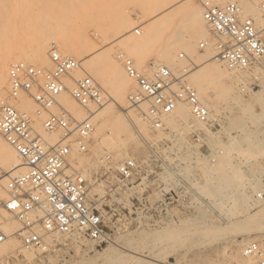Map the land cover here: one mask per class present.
Segmentation results:
<instances>
[{
  "label": "rangeland",
  "instance_id": "rangeland-1",
  "mask_svg": "<svg viewBox=\"0 0 264 264\" xmlns=\"http://www.w3.org/2000/svg\"><path fill=\"white\" fill-rule=\"evenodd\" d=\"M41 1L42 0H13V1L11 0L8 3H0V14H1L0 20H2L3 22L0 24V29H1L0 31L1 32L4 31L2 34L0 33V35L4 37V39L3 38H1L2 40L0 39L1 40L0 41V46H1L0 47L1 48L0 49L1 50L0 59L5 60L7 62L6 64L7 68L5 70L6 74L4 73V77L7 76V70L9 69L10 65L16 62L23 61L27 64H31V65H35L39 67H44V68L51 67V64L48 58V52L51 48V45L54 43L49 44L50 40H49V37L46 31H43L41 33V36H42L41 45L43 48L45 47L44 50L46 53V60L44 62H39V60L35 57L33 53L32 49L35 47L34 44L37 43L36 45H39L40 43V42L38 43V41L36 43L34 42L33 34L31 32V30L35 28L33 21L36 20L38 22L37 26L39 27L36 26L37 28L43 27L46 30L45 28L46 27L45 25L46 16L44 18V13L41 14V12H43L44 10L40 8V5L44 6L45 3L54 4V6H56L59 11H67L68 8L65 10L60 5L62 4L63 0H57L58 2L55 0H47V1L43 0L42 4L40 3ZM65 1L67 2L68 0H65ZM79 1L81 0H77L76 2L80 3ZM91 1H92V4H88V3H91L88 1H87L88 3L81 1L80 8L79 7L78 8L82 10L79 11V9H77V12L83 13V16L77 17L76 20L78 22L75 20V22L71 26V27L74 26L73 28L82 30V32L84 31V33L89 34L88 37H90L93 40L91 43V46L96 47L94 52L93 51L84 52L83 58L90 59L91 57H93V55L91 54H95V52H101V51L108 50V55L110 56L109 60L112 59L110 61H115L116 63L118 62L123 72L124 70L121 65V62L116 57V55L120 52H123L126 55L131 56L134 62L137 63L136 64L137 67L142 71L146 70L148 63L151 60H153L155 63H159L163 65L166 64L163 60H161L159 53L165 47V43L168 40L171 41V39L173 38L171 31L172 30L174 31L175 28L180 29V27H182V23H181L182 14H180V12H176L177 14L176 13L173 14L172 17H174L175 15V18H173L175 21L173 19H170V21H167L166 26L168 28L166 26L162 27L163 24L160 26L161 28H164V29H161L159 31L160 33L158 32V34L156 35L155 41H153V44L149 42L147 43V46L146 44H144V46L140 47V50H142V52H145L144 57L140 61L141 62L140 63V62H136L135 56L130 55L131 53H130L129 46H132L133 44L137 43L136 39L144 35V29H146V26L151 21L150 18L145 19V18L140 17L141 13L139 9L134 5V4H141L142 2L139 0H131V1L123 0V2H121L122 0H118V1L112 0V3H114V6H113L109 0L108 2L106 0L104 1L95 0L94 2L96 4L93 3V0ZM124 1L126 2L125 5H124ZM180 1L182 0H177L175 3H180ZM211 1L218 5H223L227 1L240 2L239 0H211ZM263 1L264 0H252V1L250 0V2L253 3L254 5L255 10L257 12L259 11V14L257 13L259 16L256 14V17L257 19L263 21L262 26L264 25V15L262 14L259 8L257 9V7H259L260 3ZM161 2L157 3L155 6L158 7L159 6L158 4H161ZM9 3H10V7H8ZM107 3H109L107 7L106 5L103 6L104 4H107ZM185 3L187 5L191 4L190 6L199 8L201 12V17H202V8L200 6L199 0H186ZM81 5H82V8H81ZM96 5L99 7H97ZM34 7L36 8L34 9ZM110 7H113V8L115 7L114 10L116 12L120 10V13H122V10H124V12L122 13L124 14V18L127 17V14H128L130 19H132L133 24L135 25L133 26V24L131 23L132 21H130L131 24L129 25H127L126 23L124 26L123 25L118 26L117 24L119 28L116 27V23L114 25V22H113L114 16L113 18H111L112 16H109V14L114 13L115 11H111L112 9ZM116 7H117V10H116ZM29 8H31V10ZM147 9H145L146 11L143 10V12L144 11L147 12L151 10V9H148V10ZM23 11L25 12L23 13ZM99 11H100V14H99ZM103 11L104 12L107 11V13H104ZM90 12L91 13L97 12L98 14L94 13L95 16L94 14L89 15ZM242 14L244 16H249L248 14L244 12ZM91 15L93 17L90 19L89 17ZM107 16H109V19ZM136 16L137 17L139 16L138 18L139 19L142 18L143 20L141 19L140 21ZM36 17H38V19ZM40 17H41V20L39 21ZM122 17L123 16H121V18ZM9 19L11 20L9 21ZM257 19H256V22L259 21ZM136 20L138 22H134ZM81 21H83L84 23H81ZM7 22L10 23L11 27L9 26ZM40 22L43 24L42 26ZM107 22L109 23L107 24ZM254 22H255V19H254ZM31 24L33 25V27ZM107 25L110 28H108ZM203 25H204V28H203L204 33L202 36L197 37L196 39L192 41V46L193 45L194 46L192 47L190 51H187L182 46H178L177 48H174L173 50L174 62H172L171 66H172V69L175 71V73H178V71L182 68V66L183 67L190 66L191 71H194V69H196L197 67H199V65H201L200 63L203 60V56H210L211 59H209V62L212 61L211 63L222 64V62L215 60L214 57L212 56L216 52V41L212 37V35L209 33V30L206 24L203 23ZM6 26H8V29L6 28ZM104 27H105V30H104ZM123 27H125V29H123ZM135 27L141 30L139 34H135L133 32V29ZM114 28H115V33L113 32ZM259 28H261V26H259ZM111 31L112 33H114L113 35ZM76 33H73L74 35L70 34V35H73L71 37L72 38H74V36L77 37ZM260 33L262 37L264 38V27L260 30ZM112 36H115V37H112ZM17 37L20 40H18ZM122 38L123 40H121ZM16 39L18 40L19 43L17 42ZM199 42H204L205 43L204 46L199 47ZM119 45H120V48H119ZM123 46H125V48ZM55 48L58 51L60 50V46H58V44L55 45ZM17 49H19L20 51H17ZM208 51L210 53H208ZM179 53H183L184 56L179 57L178 56ZM8 60H10L11 62L10 61L8 62ZM91 60L93 59H90V61ZM90 61L86 60L87 63L88 62L93 63L92 61L91 62ZM97 61L99 63L97 62L96 64L102 67V63H100L101 61L99 60ZM81 66H80V70L78 71L79 72L77 75L78 77L76 79L82 77L84 73L88 72L87 69L84 72L83 67ZM72 74L73 73L71 72V75ZM89 75L93 76L91 73H89ZM257 75H258V78L255 81L251 78L249 74L246 75V73L241 75L240 78L235 79L236 83H234L232 86L233 93H236L234 92V90L237 91L238 87L245 88L244 90H241V89L239 90L238 88L237 96L236 94L233 95V93L232 94L230 93L229 96L228 94L227 96L225 94V97H223L224 96L223 92H220V91L218 92L220 88L215 87L216 89L215 88L212 89V92H213L212 95L214 96V93L216 92V95L218 98L216 99L215 97L216 95L214 96L216 101L214 99V103H213L214 105L212 106L213 107L215 106V107L214 108L212 107L211 110L214 114L221 115L222 117L221 127L217 129H213V130H208L204 128L202 124H199L196 126L193 125V126L198 129H202L204 131L205 142L208 145V147L212 149L211 152L213 154H214L213 149L214 150L221 149L222 153L217 156L216 162L211 164L207 157L204 158V157L197 156L198 154H196L197 152V150L195 149L196 147L192 149V151L190 150L192 153L188 152L187 155L189 159L192 160V158L194 157L198 158V159L196 158V160H193L195 161V164H190L191 166L189 167L190 171L194 175L192 176L191 175L192 173L186 172L189 178H195L196 182L198 183L197 188L194 187L196 191V196H193L191 198V203L188 204L187 206L183 208H173V209L169 207L165 208L164 206L157 207L154 204H152V201H151L153 199L152 196L153 194L156 193L157 185L159 184V182L155 180L156 176H155V173L153 172L156 170L155 163L153 161V158H154L153 155L155 154V152H163V151L168 152L170 149L174 150L173 148H175V151L177 152H182V148L185 146L184 136L191 132V128L187 127V123H191L192 121L191 120H183V121L179 120V121H175L174 123L169 124L168 118H167L168 116H166L163 119V124H164L163 129L153 130L149 126H144V128H142L143 126H140V122L136 121V118H135L136 116L134 115L135 113L130 110L128 114L124 110L127 106L126 100H124V103L122 104H112V102H110L111 98L109 97L108 92L110 91V94H112L115 90L113 87H111L112 82L110 81L111 82L110 84V82L108 81L110 79H108L105 76L103 79L100 78L99 76L93 77L98 82V84L103 88V90L105 91L107 95L105 97V101L103 104V106L107 109V113L105 114L103 113L104 115L102 114L103 118L100 116L91 118V121L93 122V125H94V129L91 134L89 147L87 151L82 152V153H78L76 151L78 155H81L82 158L86 160L87 163L88 162L91 163L90 165L87 164L89 168H86L87 173H85L84 175V177L86 176L85 177L86 180L90 178L91 181H93L94 177L97 176L98 177L97 183L101 182V184L98 185L99 190L98 189L93 190L94 188H91L90 191L93 194L100 193L101 195H105V199L103 202L108 208V200H110L108 196V190L102 189L101 186L105 188L110 184L111 188L114 189V187L117 186V183L113 179V176H111L110 173L108 172L112 168L111 165L105 166L102 162H99L100 156L106 152L111 153L113 161L122 160L123 158H126V157H132L137 161L138 164H140L142 169H147V171L151 173L150 176L148 177V180L144 182V185H147L148 189L145 192V194L139 196L138 198L139 201H137L135 198H133L132 200L129 199L130 191L125 189L124 187L117 189L118 194L115 195L116 197L115 202L119 203L120 209L122 211H120L119 214L116 215L115 219L113 220L114 221L113 224L109 225L110 232H111V241L109 243L104 244L101 247H96L94 242L83 237L78 232H71L68 234H56V235L52 234L51 237L53 241L50 242L46 247H44L43 249L35 248L33 250L28 251L21 246L19 239L15 236L13 237V239L11 238L10 243L16 244L17 249H14V251L12 252L3 253L7 255L6 256L7 264H111L108 260V255H110L111 253L112 254H116V253L118 254V252L119 253H131L130 251L132 249L131 246H135L136 243L139 246L142 245L141 244L142 241L139 240L138 238L141 232L150 233V232L156 231L161 228H166V227L175 228V229L176 228L179 229V227L180 228L186 227V229L188 228V230L190 231H200L201 229H203L202 226H204V228L205 227L215 228V227H218L219 225L221 227L222 226L227 227V225H229L230 223L228 221L230 220L227 219L226 215L220 214L216 210L214 211L210 210L209 206L211 205L212 200L210 199V197H208L206 194L203 193L204 191L201 192L202 189L200 190L199 188V186H202L205 178L209 175L211 177L210 181L213 180L212 183L217 185V187L219 188L221 187L222 191L224 190V187L225 188L227 187L226 189L229 188V190H226L227 192L225 191L222 192L223 195H226V194L228 195L230 193L228 195L229 199L230 197L232 198L236 196L235 194L237 195L245 194L243 197L245 199L244 201L245 203L243 201H239V203L237 204L238 208L240 207L239 204L242 205L244 203L243 206L239 208V210L248 209V212L249 211L251 213L254 212L255 209L254 208L252 209V207H249V205L252 204L253 196L255 197V192H252V191L256 190L257 192H262L259 187L261 188L264 187V108L260 105V103L254 100L255 98L253 97L255 93L262 91L264 88V73L260 72ZM126 79L128 81L127 80L124 81V84L126 88L125 94L127 95L134 88V83L131 79L127 78V76H126ZM186 79L189 83L190 78L188 79V75ZM251 83L256 84V85H254V87L251 88L250 85L248 86V84H251ZM67 91L69 92L70 89L68 88ZM219 93L220 94L222 93L221 94L222 97L218 95ZM261 95H263V99H264V91H262ZM1 99H8L7 86L4 87V91L2 95H0V100ZM33 106L28 107V108H23V109L18 108V109L32 113L35 108V106L34 107ZM102 107L100 106L99 109H101ZM247 109L249 110V112H252L259 116V118L256 119V122L252 121L253 119L249 117ZM103 110L105 111L104 108ZM84 113L85 115L87 114L85 110H84ZM106 116H108V118ZM128 116H131L130 119H132V121L129 119ZM116 117L124 120L123 122L124 124L126 123L125 124L126 127L122 126L120 128L121 131L120 132L118 131L119 135L117 136L116 134L115 136H113V138H110V135H109V132H110L109 130L111 127L110 121H112L111 119H115ZM102 119L104 121V124H103L104 126L102 125L103 130L101 129V133L98 134L99 144L95 146V142H96L94 141L96 140L95 139V136H96L95 129L97 128L96 127L97 125L99 126ZM241 129H244V130H241ZM182 131L184 132L182 135H180L179 132H182ZM0 139L3 140L1 136H0ZM132 139L133 140L136 139L140 141V150H138V152L132 151L127 144L130 142V140L132 141ZM108 141L111 142L112 144L109 143ZM114 144L115 145L119 144L117 146L118 147L120 146L119 148L122 147L123 149L122 148L118 149L119 151L116 150L117 146H115ZM121 145H124V147ZM262 149L263 151H261ZM121 150L122 151L125 150L127 152V156L122 155ZM76 152L72 154L73 156H71V162L73 161L72 164L76 163V155H77ZM200 167H201V170H199ZM67 168L69 169V167ZM80 171L81 169L78 168V172ZM215 171H217L218 173L217 172L214 173ZM68 172H72V170ZM199 172L200 174L203 175V177H201ZM92 184H93L92 187H96L97 185L96 183H94V181ZM240 193H243V194H240ZM262 194H263L262 196L264 197V192H262ZM246 198L248 199V204H247ZM122 203H125V209L122 208L123 206ZM228 203L231 205L233 204L231 203V201L224 202L223 200L222 204L224 205L225 209L228 208V206L229 207L231 206ZM262 204L264 205V202ZM127 206H130V207L128 208ZM234 218L235 219L242 218V215L238 214ZM234 218L232 220H235ZM225 219H227L228 221ZM155 220H161L163 221V223L159 225H155L153 224ZM193 226H196V227H193ZM17 227H18V224H17ZM221 236L222 235H220L219 237L205 236L207 238L203 237L201 239L196 240L193 243H190L189 240H187L188 242L185 240H182L181 242L178 241L176 245H174L173 242H171L172 244L170 242H162V243L156 242L154 244L153 243L150 244L148 242V244L146 243L145 246L144 245L143 247L141 246L142 248L141 247L138 248V252L142 255L145 254V255H148V257L155 259V261H153L154 264H177L178 262H179L178 264H244V263L247 264L245 261L246 258H244L242 255V248L250 240H255L258 242V244L260 245L264 253V229L252 230L251 232H248V233L246 232L245 233L225 232V234H223V237ZM15 240H16V243H15ZM170 244H171V247H170ZM147 249L151 250L152 254H148ZM110 251L111 253H109ZM114 251L116 253H114ZM251 263L258 264V260H255L252 258Z\"/></svg>",
  "mask_w": 264,
  "mask_h": 264
},
{
  "label": "built area",
  "instance_id": "built-area-1",
  "mask_svg": "<svg viewBox=\"0 0 264 264\" xmlns=\"http://www.w3.org/2000/svg\"><path fill=\"white\" fill-rule=\"evenodd\" d=\"M202 19L209 33L216 41L215 60L222 62L228 70H249L258 68L249 75L255 81L258 73H264V38L257 30L254 19L244 16L236 1L218 5L211 0H199ZM259 9L264 15V1ZM135 34L140 30L135 27ZM199 42V47L204 46ZM183 57V53H179ZM126 75L133 81L134 88L126 96V111H134L153 130L163 128V118L178 104L189 107L193 119L204 128L213 130L221 127V115L214 114L199 98L196 90L188 83L190 66L173 73L169 67L151 60L145 71L136 67L134 60L123 52L116 55ZM50 68L25 62H16L8 69V99L0 100V136L16 152L23 171L11 174L0 168V246L10 236H16L21 246L32 250L46 245L52 234L78 232L101 247L111 241L110 224L119 214V203L115 202L117 189L130 191L129 199L145 194L150 172L142 169L134 158L119 160L110 173L117 183L114 189L109 184L108 208L103 202L105 195L90 194L93 186L80 174L66 172L71 144L81 152L87 151V140L93 129L90 118L78 121L62 105L57 96L67 89L66 79L73 81L70 90L72 98L92 114V108L104 104L107 96L103 88L89 74L76 79L71 72L80 67V61L71 56H62L54 45L48 52ZM254 73V74H253ZM251 88L256 84H248ZM243 88V87H242ZM25 95L35 103L30 113L15 108L9 99ZM41 120L45 132H58L57 140L47 144L35 128L36 118ZM129 119L131 116H128ZM132 121V119H130ZM191 132L184 136L188 146L207 157L211 164L222 153L205 142L202 129L190 126ZM155 180L159 182L152 204L157 207L183 208L196 196L189 176L183 171L186 162L177 156L175 150L155 152ZM106 163L109 156L103 158ZM109 166V165H108ZM167 175V179L162 178ZM98 177H94L97 183ZM109 183V182H108ZM142 190V191H141ZM151 195V194H150ZM260 196V195H258ZM151 197V198H152ZM125 209V203H122ZM128 208L130 206H127ZM9 219L17 221L19 228L9 232L5 224ZM244 255L255 257L258 264H264V253L255 240L243 247ZM0 264H7V257L0 252Z\"/></svg>",
  "mask_w": 264,
  "mask_h": 264
},
{
  "label": "bare ground",
  "instance_id": "bare-ground-1",
  "mask_svg": "<svg viewBox=\"0 0 264 264\" xmlns=\"http://www.w3.org/2000/svg\"><path fill=\"white\" fill-rule=\"evenodd\" d=\"M11 0H0V3H8L10 2ZM13 1V0H12ZM43 1V0H42ZM40 2L41 4L43 2ZM44 1H47V0H44ZM57 1V0H55ZM77 0H68L67 2L65 0L62 1V4H60L62 6V8H64L65 10L68 8L67 11H59L57 9L56 6H54V4H48V3H45L44 6L43 5H40V8L42 10H44L42 13H44V18L46 16V30L43 28V27H40V28H37L39 26L38 25V22L36 20L33 21V24L35 25V28L31 30L32 34H33V38H34V42L36 43L38 41L39 45H35V47L32 49L33 50V53L35 55V57L39 60V62H44L46 60V53H45V50L44 48L42 47L41 45V33L43 31H46L47 34H48V37H49V44L51 43H54L55 45L58 44V46H60V50L58 51L56 48V50L62 55V56H73V57H76V59H78L80 61V66L83 67V71L85 72L86 69L88 70L87 74L91 73L93 76H91L92 78L95 77V76H99L100 78H104L107 77L110 84L112 85L111 87H113L115 90L112 94H110V91L108 92L109 93V97L111 98V101L112 104H122L124 103V100H126V94H125V84H124V81H126V73L122 71L121 67H120V64L118 65L115 61H110L112 59L109 60L110 56L108 55V50L106 51H101V52H95V54H91L93 55V57H91L90 59H93L91 60L93 63H87V61H90V59L88 58H83V54L84 52H91L95 50V46H91V43H92V39L90 37H88L89 34L87 33H84V31L82 32V30H79V29H76V28H73L71 27L73 25V23L75 22L76 18L77 17H82L83 16V13H79L77 12V9L80 8V3L81 1L83 2H91V3H88V4H92V1L90 0H81L79 1L80 3L76 2ZM88 1V2H87ZM95 0H93V3ZM104 1V0H102ZM108 2V0H106ZM111 2V4L114 6V3H112V0H109ZM118 1V0H116ZM115 1V2H116ZM131 1V0H129ZM141 1L142 3L141 4H134L140 11V17L142 18H150V23H148V25L146 26V29H144V35H142L141 37H138L136 39L137 43L136 44H133L132 46H129L130 47V55H133L136 57V62H140L143 57H144V53L145 52H142V50H140V47L144 46V44H146L147 46V43L151 42L153 44V41H155L156 39V35L158 34V32L161 30V29H164V28H161L160 26L163 24L162 27L166 26L167 25V21H170V19H173L175 18V15L174 17L173 14L176 13V12H180V14H182V19H181V23H182V27H180V29H177L175 28V30L171 31L172 33V36L173 38L170 40H168L166 43H165V47L160 51L159 53V56L161 58V60H163L167 65V67H169V69L175 73V71L172 69V62H174V53H173V50L174 48H177L178 46H182L184 47L187 51H190L192 49V41L194 39H196L197 37H200L203 35V31H204V25L203 23L205 24V22L203 21L202 17H201V12L199 10V8L197 7H194V6H190V5H187L185 3V1H180V3H175L177 0H139ZM163 1V2H161ZM240 2H238V5L240 6L241 8V11L242 13H246L248 14L250 17H252L253 19H255V27L257 30H261L264 25L262 26V23L263 21L262 20H259L257 19L256 17V14L258 13L259 14V11L257 12L255 10V7L253 5V3L250 2V0H239ZM252 1V0H251ZM20 2V1H19ZM52 2V1H51ZM58 2V1H57ZM60 2V1H59ZM123 2V0L121 1ZM161 4H158L159 6L156 7L155 5L157 3H160ZM189 2V1H188ZM21 3V2H20ZM36 3V2H35ZM39 3V4H40ZM55 3V2H54ZM120 3V2H119ZM19 4V3H17ZM16 4V5H17ZM23 4V3H22ZM96 4V3H95ZM98 4V3H97ZM101 4V3H100ZM110 4V6H111ZM126 4V2L124 1V5ZM143 4V5H142ZM10 7V3L8 4ZM83 5V3H82ZM82 5H81V8H82ZM107 7V5H109V3L107 4H104L103 6ZM133 5V4H132ZM133 5V6H134ZM14 6V5H13ZM97 6V5H96ZM6 7V6H5ZM4 7V8H5ZM24 7V5H23ZM79 7V8H78ZM84 7V6H83ZM99 7V6H97ZM102 7V6H101ZM122 7V6H121ZM257 7V6H256ZM36 7H34L35 9ZM89 8V7H88ZM112 10L111 11H115L113 7H110ZM125 8V6H124ZM151 9L150 11H147L145 12L146 10L145 9ZM259 7H257L258 9ZM13 9V8H12ZM11 9V10H12ZM15 9V8H14ZM27 9V8H26ZM31 10V8H29ZM147 9V10H148ZM82 9H79V11H81ZM116 10H117V7H116ZM122 10V9H121ZM131 10V9H130ZM143 10H145L143 12ZM92 11V10H91ZM94 11V10H93ZM110 11V10H109ZM119 11V13H118ZM117 12L115 11L114 13H111L109 14V16H112L111 18H113L114 16V25L116 23V27L118 26H124L126 23L127 25L129 24H133V21L132 19H130V17L128 16L127 14V17L124 18V14H122L124 12V10H122V13H120V10H118ZM25 11H23L24 13ZM104 12V11H103ZM130 12V11H129ZM135 12V11H134ZM3 13V12H2ZM95 13V12H94ZM94 13H89L90 14H94ZM97 13V12H96ZM95 13V14H96ZM104 13H107L104 12ZM261 13V12H260ZM17 14V13H16ZM86 14V13H85ZM94 14V16H95ZM98 14V13H97ZM99 14H100V11H99ZM177 14V13H176ZM257 14V15H258ZM1 15V14H0ZM88 15V14H87ZM88 15V16H89ZM104 15V14H102ZM137 15V14H136ZM35 16V15H34ZM109 16L108 19H109ZM121 16H123L122 19ZM259 16V15H258ZM15 17V16H14ZM69 17V19H68ZM93 16L91 15L89 18L91 19ZM137 17V16H136ZM139 17V16H138ZM137 17V18H138ZM172 17V18H171ZM38 19V17H36ZM95 18V17H94ZM136 18V19H137ZM142 18H138L140 21ZM19 19V18H18ZM35 19V17H34ZM43 19V18H42ZM137 19V20H138ZM256 19L259 20L256 22ZM11 19H9L10 21ZM20 20V19H19ZM32 20V19H31ZM41 20V17L39 19V21ZM95 20V19H94ZM134 21V22H138V21ZM143 20V19H142ZM174 20V19H173ZM25 21V20H24ZM44 21V20H43ZM77 21V20H76ZM97 21V20H96ZM95 21V22H96ZM100 21V20H99ZM130 21H132L130 23ZM175 21V20H174ZM78 22V21H77ZM92 22V21H91ZM102 22V21H101ZM3 23L2 20H0V24ZM9 24V26L11 27L10 23L7 22ZM81 23H84L83 21H81ZM109 22H107L108 24ZM166 23V24H164ZM6 24V25H8ZM41 26L43 25L41 22H40ZM87 24V23H86ZM92 24V23H91ZM98 24V22H97ZM104 24V23H103ZM118 24V26H117ZM15 25V23H14ZM32 25V24H31ZM88 25V24H87ZM100 25V24H99ZM98 25V26H99ZM135 24H133L134 26ZM181 25V24H180ZM37 26V27H36ZM108 26V25H107ZM112 26V25H111ZM259 26H261V28H259ZM15 27V26H14ZM18 27V26H17ZM33 27V25H32ZM91 27V25H90ZM113 27V26H112ZM126 27V26H125ZM125 27H123V29H125ZM167 27V26H166ZM179 27V26H178ZM6 28L8 29V26H6ZM108 28H110L108 26ZM119 28V27H118ZM127 28V27H126ZM142 28V27H141ZM145 28V27H144ZM168 28V27H167ZM112 29V28H111ZM121 29V28H120ZM143 29V28H142ZM1 30V29H0ZM6 30V29H4ZM100 30V29H98ZM104 30H105V27H104ZM140 30V29H139ZM9 31V30H8ZM117 31V29H116ZM130 31V30H129ZM141 31V30H140ZM4 32V31H3ZM3 32L0 31V33L2 34ZM77 32V33H76ZM103 32V31H102ZM105 32V31H104ZM115 33V28H114V31ZM73 33H76V36H74V38H72L71 36H73L74 34ZM112 33V31H111ZM112 33V35L114 34ZM140 33V32H139ZM160 33V32H159ZM207 33V32H206ZM70 34H73V35H70ZM98 34V33H97ZM134 34V33H133ZM5 35V34H4ZM45 35V34H44ZM99 35V34H98ZM121 35V33H120ZM125 35V34H124ZM170 35V34H169ZM18 36V35H17ZM116 36V35H115ZM115 36H112V37H115ZM16 37V36H15ZM205 37V36H204ZM4 37L0 35V39ZM124 38V37H123ZM123 38L121 40H123ZM136 38V37H135ZM134 38V39H135ZM18 39V37H17ZM16 39V40H17ZM23 39V38H22ZM109 39V38H107ZM168 39V38H167ZM2 40V39H1ZM0 40V41H1ZM20 40V39H18ZM17 40V42H18ZM120 40V39H119ZM131 40V39H129ZM14 41V40H13ZM106 41V40H105ZM104 41V42H105ZM115 41V40H114ZM135 41V42H136ZM19 43V42H18ZM17 43V44H18ZM60 43V44H59ZM131 43V41H130ZM150 43V44H151ZM22 44V43H21ZM24 44V43H23ZM52 44V45H54ZM124 44V42H123ZM54 45V46H55ZM28 46V45H27ZM128 46V45H127ZM145 46V48H146ZM152 46V45H150ZM149 46V47H150ZM210 46V45H209ZM1 47V46H0ZM122 47V46H121ZM125 48V46H123ZM163 47V46H162ZM211 47V46H210ZM32 48V47H31ZM98 48V47H97ZM119 48H120V45H119ZM123 48V49H124ZM151 48V47H150ZM197 48V47H196ZM207 48V47H206ZM1 49V48H0ZM27 49V48H26ZM30 49V47H29ZM122 49V48H121ZM211 49V48H210ZM149 50V48H148ZM147 50V51H148ZM153 50V48H152ZM217 50V49H216ZM1 51V50H0ZM17 51H20L19 49H17ZM151 51V50H150ZM185 51V50H184ZM26 52V51H24ZM208 53H210L208 51ZM19 54V53H18ZM30 54V52H29ZM88 54V53H87ZM149 54V53H148ZM212 54V53H211ZM209 54V55H211ZM215 54V53H214ZM213 54V55H214ZM2 55V54H1ZM24 55V54H23ZM204 55V54H203ZM208 55V54H207ZM212 55V56H213ZM11 56V55H9ZM129 56V55H128ZM189 56V55H188ZM211 56V57H212ZM1 57V56H0ZM21 57V56H20ZM131 57V56H130ZM7 58V57H5ZM116 58V57H115ZM201 59V58H200ZM209 59L210 56H203V60L202 62L200 63L201 65H199V67H195L196 69H194V71H189L188 73V79H189V84L196 90L199 98L208 106L209 109H212V105H214V99L216 97V99L218 98L217 95H216V92L214 93V96L212 95V89L213 88H220V90H218V92H223V97H225V94L227 96L230 95V93L232 94L233 90H232V86L234 83H236V78H240L241 75L245 74H250L251 72H257L258 71V68H255V69H252L251 71L249 70H228L226 69L224 66H222V64H217V63H211L209 62ZM97 60L101 61L100 63H102V67L98 66L96 63L98 62ZM119 60V59H118ZM160 60V61H161ZM10 60H8L9 62ZM90 61V62H91ZM182 61V60H180ZM11 62V61H10ZM23 62V61H21ZM49 63V62H48ZM99 63V62H98ZM135 63V62H134ZM141 63V62H140ZM6 64L7 62L5 60H1L0 59V95H2L3 91H4V87L7 86V91L9 89V82H8V76L7 79L6 77H4V73L6 72ZM137 63H135L136 65ZM84 65V66H83ZM198 65V64H196ZM8 66V65H7ZM137 67V65H136ZM181 67V66H180ZM179 67V68H180ZM183 67V66H182ZM82 69V68H81ZM85 69V70H84ZM80 70V67L73 70L72 71V75L74 78H77L78 76V71ZM91 70V72H90ZM124 70V69H123ZM93 71V72H92ZM125 73V75H124ZM253 73V74H254ZM6 74V73H5ZM7 74H8V70H7ZM85 74V73H84ZM127 78H129L127 76ZM130 79V78H129ZM103 81V80H102ZM128 81V80H127ZM66 85H67V89L69 88L71 90V88L73 87V81L72 80H69V79H66ZM104 84V83H103ZM106 85V84H105ZM236 85V84H235ZM103 86V85H102ZM215 88V89H216ZM239 90H244L245 88H242V87H238ZM238 88H237V91H238ZM66 90H64L63 92H61L58 96H57V99L58 101L64 105V107L70 111L72 113V115L74 116L75 119H77L78 121L80 120H83L87 117L90 118V121H91V118L92 117H97V116H100L102 117V114L104 113H107V109L103 106H101L102 108L99 109L98 108H92V114H86L84 113V108L81 107L71 96L70 94V91L68 92ZM112 89V88H111ZM110 89V90H111ZM214 89V90H215ZM108 90V89H107ZM133 90V89H132ZM131 90V91H132ZM236 90H234V92L236 93H233V95L238 94ZM264 91V88L263 90ZM262 91L258 92V93H255V95L253 96L258 103H260V105L264 108V99H263V95H261ZM222 94V93H221ZM221 94L219 93L218 95L221 96ZM126 95V96H125ZM240 96V95H239ZM222 97V96H221ZM240 98V97H239ZM215 99V101H216ZM239 100V99H238ZM11 101V102H10ZM209 101V103H208ZM9 102L15 107V108H28V107H32L33 104L36 108V105L35 103L32 101V99H30L29 97L25 96V95H20L18 98L16 99H9ZM17 102V103H16ZM107 104V103H106ZM105 104V105H106ZM108 105V104H107ZM33 106V107H34ZM217 106V105H216ZM215 107V106H214ZM213 107V108H214ZM34 108V110H35ZM103 108L105 109V111L103 110ZM249 108V107H248ZM18 109V110H19ZM33 110V111H34ZM109 110V109H108ZM125 110V109H124ZM253 110V109H252ZM20 111H24V110H20ZM104 111V112H102ZM126 111V110H125ZM248 111V114H249V117L251 119H253L252 121H255L256 122V119L259 118V116L257 114H254L252 112H249V110L247 109ZM28 112V111H26ZM130 110L126 111V113L129 114ZM134 112V111H133ZM254 112V111H253ZM110 113V112H109ZM258 113V112H257ZM103 114V115H104ZM112 114V113H111ZM113 116V115H112ZM168 117V122L169 124L170 123H174L175 121H179V120H191L192 122L191 123H187V127L190 128V126H196V125H199L200 122L193 119V117L191 116V113H190V110H189V107L185 104H178L176 106V108L167 115ZM108 118V116H106ZM105 117V118H106ZM103 118V117H102ZM113 118V117H111ZM136 118V121H139L140 122V126H143L142 128H144V126H148V123L145 121V120H142L141 117H135ZM165 118V117H164ZM163 118V119H164ZM110 120V119H109ZM112 121H110V132H109V135H110V138H113V136H115L117 134V136L119 135L118 134V131L120 132V128L123 126V127H126V123L124 124V120L116 117L115 119H111ZM100 121V120H99ZM92 122V121H91ZM106 122V121H105ZM99 123V122H98ZM198 123V124H197ZM93 124V122H92ZM104 124V121L103 119L101 120L99 126L97 125L96 129H95V134L96 136H98L99 133H101V129H102V125ZM125 125V126H124ZM34 126L35 128L42 134V137L44 138L45 142L47 144H52L54 143L57 138H58V135L59 133L58 132H52V133H48V132H45L42 128V124H41V121H40V117L39 118H36L35 119V122H34ZM104 126V125H103ZM183 126V125H182ZM40 130H39V129ZM164 128V126H163ZM163 128H160V129H156V130H161ZM93 129H94V125H93ZM93 129L90 133V136H89V139L87 140V149L89 147V142H90V139H91V134L93 132ZM103 130V129H102ZM124 130V129H123ZM140 130V129H139ZM144 130V129H143ZM241 130H244V129H241ZM184 131L182 132H179L180 135L183 134ZM248 132V131H247ZM141 133V132H140ZM253 133V132H252ZM261 133V132H260ZM129 134V133H128ZM101 135V134H100ZM254 135V134H253ZM95 136V139L94 141L95 142V146H97L99 144V136L96 137ZM112 136V137H111ZM250 136V135H249ZM262 136V135H261ZM132 137V136H131ZM117 139V137H116ZM111 140V139H110ZM102 141V139H101ZM100 141V142H101ZM121 141V140H120ZM174 141V140H173ZM109 142V141H108ZM111 143V142H109ZM108 143V144H109ZM125 143V142H124ZM112 144V143H111ZM120 144V143H119ZM119 144H114L115 146L119 145ZM128 146L130 147V149L134 152H138V150H140V141L138 140H133L132 141L130 140L129 143H127ZM126 145V144H125ZM185 146L182 148V152H177V156L186 162V165L183 166V171L186 173V172H189V173H192L189 169V167L191 166L190 164H195V161L193 160H196L197 157H194L191 159H189L188 157V152H191L192 149H194L195 147L192 146H188L186 143L184 144ZM239 145V144H238ZM124 147V145H121ZM94 147V146H93ZM120 147V146H119ZM117 146L116 150L118 149H121ZM114 149V148H113ZM123 149V148H122ZM175 150V148H173ZM245 149V148H244ZM93 150V149H92ZM96 150V149H95ZM115 150V149H114ZM191 150V151H190ZM82 153L81 151L78 150L76 144H71V147H70V153H69V157H68V164H69V169L67 168L66 169V172L72 170L74 172H78V168L81 169L80 172H78V174H80L82 177H84L85 173H87V170L86 168H89L88 165H90L91 163L90 162H86V160H84V158H82L81 155H78V153ZM111 151V150H109ZM119 151V150H118ZM263 151V149L261 150ZM77 153L76 155V163L75 164H72L71 162V156H73L72 154L73 153ZM122 152V153H121ZM121 154L122 155H126L127 156V152L124 150L122 151L121 150ZM196 152V151H195ZM192 153V152H191ZM95 154V153H94ZM196 154H198L197 156L199 157H203L202 155H200L198 152H196ZM121 155V156H122ZM106 156H109V160L106 161V163H103L104 160L103 158L106 157ZM127 158V157H126ZM128 158H132V157H128ZM198 159V158H197ZM88 161V159H87ZM119 161V160H118ZM118 161H113L112 159V155L110 152H106L104 154H102L99 158V162H102L105 166H108V165H111L112 168L116 167V164ZM203 162V161H202ZM88 164V165H87ZM206 164V163H205ZM226 165V164H224ZM92 167V166H91ZM226 167V166H225ZM0 168L5 171V172H9L11 174H15V173H18V172H21L24 170V168L22 167L21 165V161L18 157V155L16 154V152L3 140L0 139ZM201 170V167L200 169ZM219 170V169H218ZM207 171V170H205ZM76 172V173H77ZM210 172V170H209ZM217 171H215L214 173H216ZM222 172V171H221ZM213 173V174H214ZM218 173V172H217ZM200 174V172H199ZM192 176L194 175L193 173L191 174ZM201 177H203L202 174H200ZM222 175V174H221ZM197 176V175H196ZM195 176V177H196ZM86 177V176H85ZM84 177V178H85ZM88 177V176H87ZM213 177V176H212ZM162 178L164 180L167 179V175H163ZM210 175L207 176L202 184V186H199L201 192L204 191L203 193L206 194L208 197H210V199L212 200L211 202V205L209 206L210 207V210L211 211H218L220 214H224L226 215L227 219H229L230 222L229 225H227V227H221L220 225L218 227H215V228H211V227H205L202 226L203 229H199L200 231H190L188 230V228L186 229L185 228H180L179 229H175V228H161V229H158L156 231H153V232H150V233H146V232H141L138 236L139 240L142 241V245H136L135 246H131L132 249L130 250L131 253H119L118 254L114 251V253L116 254H112L111 251L109 253H111L110 255H108V260L111 264H154L153 261H155V259H152L151 257H148V255H145V254H140L138 252V248H140L141 246L143 247V245L145 246V244L148 242L151 244V243H156V242H173L174 245H176V243L179 241L181 242L182 240H189L190 243H193L195 242L196 240L198 239H201L205 236H213V237H219L220 235H222L221 237H223V234H225V232H234V233H248V232H251L252 230H261V229H264V205L262 204L264 202V197L262 196V192H264V187H258L260 188V190L262 192H257L256 190L255 191H252V192H255V197L253 196V199H252V204L249 205V207H252V209L254 208L255 211L254 212H248V209L247 210H239L240 207L243 206V204L245 203V199L243 198L244 195H237L235 194L236 196L234 197H228V195L230 194H226V195H223V191L227 192L226 190H229L226 189L224 187V190L222 191L221 190V187H217V185H215L214 183H212V181H210ZM86 179V178H85ZM198 179V178H196ZM238 179V177H237ZM91 184L93 183V181H91V179H87ZM225 181V180H224ZM200 182V181H199ZM219 182V181H218ZM190 183L193 187L197 188L198 186V183L196 182L195 178H191L190 179ZM222 183V182H221ZM101 182H99L96 187H92L94 188L93 190H97L99 187L98 185H100ZM219 184V183H218ZM228 184V183H227ZM230 184V183H229ZM257 187V188H258ZM223 189V188H222ZM99 190V189H98ZM231 190V189H230ZM199 192V191H198ZM200 192V193H201ZM224 192V194H225ZM231 192V191H229ZM0 194L3 195L2 191H0ZM90 194L93 195V193L90 191ZM240 194H243V193H240ZM252 194V193H251ZM205 195V196H206ZM232 195V194H231ZM249 195V194H247ZM260 195V196H258ZM246 197V196H245ZM248 198V197H247ZM246 198L247 200V204H248V199ZM225 201H231V203H233L230 207L228 206V208H224V205L222 204V202ZM239 201H243L244 203L242 205L239 204V208H238V203ZM251 202V201H250ZM241 203V202H240ZM246 205V204H245ZM245 208V206H244ZM243 209V208H241ZM250 209V208H249ZM238 214H241L242 215V218H237L235 219L234 217ZM223 217V216H222ZM221 217V218H222ZM240 217V215H239ZM235 219V220H232V219ZM185 222V221H184ZM190 222V221H189ZM192 222V221H191ZM163 221L161 220H155L153 222V224L155 225H159V224H162ZM195 223V222H194ZM17 221L14 220V219H9L8 222L5 224V229L9 232H13V231H16L18 228H19V225L17 227ZM223 224V223H222ZM221 224V225H222ZM172 227V226H171ZM193 227H196V226H193ZM199 228V227H198ZM142 231V230H141ZM68 233H71V232H67V233H62V234H68ZM56 235V234H55ZM13 237L15 236H10L8 237L0 246V252L3 254V253H8V252H12L14 251V249H17V246L16 244L14 243H10L11 241V238L13 239ZM220 237V238H221ZM207 238V237H205ZM137 239V238H136ZM57 240V239H56ZM46 245L45 246H41V247H38V248H41L43 249L44 247H46L50 242H52V237L49 236L46 240ZM184 242V241H183ZM188 242V241H187ZM15 243H16V240H15ZM172 244V243H171ZM171 244H170V247H171ZM183 244V243H181ZM188 244V243H187ZM18 245V244H17ZM158 246V245H157ZM141 247V248H142ZM155 247V246H154ZM244 247V246H243ZM151 248V247H150ZM33 250V249H32ZM116 250V249H115ZM148 250V249H147ZM145 250V251H147ZM30 251V250H28ZM142 251V250H141ZM160 252V251H159ZM105 253V252H104ZM108 253V254H109ZM146 253V252H145ZM148 254H152L151 253V250H148ZM5 255V254H3ZM242 255L244 258H246V263L247 264H252L251 263V259H255L257 260V258L255 257H251V256H248V255H244L243 253V248H242ZM7 256V255H5ZM253 262V261H252ZM179 263V262H178ZM177 263V264H178ZM245 264V263H244Z\"/></svg>",
  "mask_w": 264,
  "mask_h": 264
}]
</instances>
